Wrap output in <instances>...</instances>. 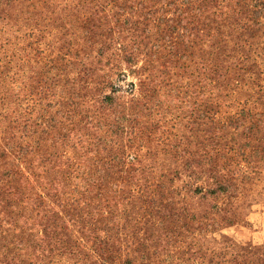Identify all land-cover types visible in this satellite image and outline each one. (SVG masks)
Returning <instances> with one entry per match:
<instances>
[{
    "label": "rangeland",
    "instance_id": "obj_1",
    "mask_svg": "<svg viewBox=\"0 0 264 264\" xmlns=\"http://www.w3.org/2000/svg\"><path fill=\"white\" fill-rule=\"evenodd\" d=\"M0 264H264V0H0Z\"/></svg>",
    "mask_w": 264,
    "mask_h": 264
}]
</instances>
